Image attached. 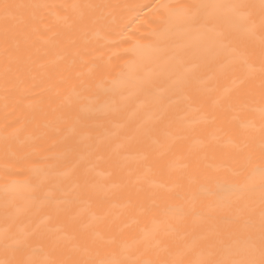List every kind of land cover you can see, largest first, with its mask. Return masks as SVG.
<instances>
[{
	"label": "bare ground",
	"instance_id": "obj_1",
	"mask_svg": "<svg viewBox=\"0 0 264 264\" xmlns=\"http://www.w3.org/2000/svg\"><path fill=\"white\" fill-rule=\"evenodd\" d=\"M0 264H264V0H0Z\"/></svg>",
	"mask_w": 264,
	"mask_h": 264
}]
</instances>
